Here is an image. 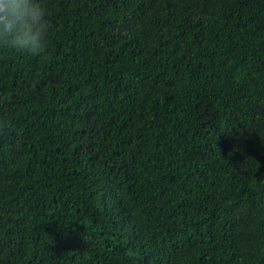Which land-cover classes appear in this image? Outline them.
<instances>
[{
    "label": "trees",
    "instance_id": "1",
    "mask_svg": "<svg viewBox=\"0 0 264 264\" xmlns=\"http://www.w3.org/2000/svg\"><path fill=\"white\" fill-rule=\"evenodd\" d=\"M0 46V264H264V0H42Z\"/></svg>",
    "mask_w": 264,
    "mask_h": 264
},
{
    "label": "clouds",
    "instance_id": "2",
    "mask_svg": "<svg viewBox=\"0 0 264 264\" xmlns=\"http://www.w3.org/2000/svg\"><path fill=\"white\" fill-rule=\"evenodd\" d=\"M49 29L42 0H0V46L39 55L47 47Z\"/></svg>",
    "mask_w": 264,
    "mask_h": 264
}]
</instances>
